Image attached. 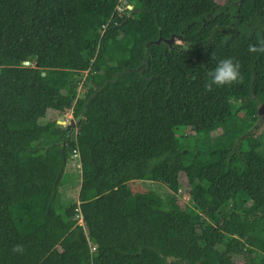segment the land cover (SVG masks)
Returning a JSON list of instances; mask_svg holds the SVG:
<instances>
[{"label": "trees", "instance_id": "obj_1", "mask_svg": "<svg viewBox=\"0 0 264 264\" xmlns=\"http://www.w3.org/2000/svg\"><path fill=\"white\" fill-rule=\"evenodd\" d=\"M226 57L242 79L206 90ZM261 102L264 0H0V264H264Z\"/></svg>", "mask_w": 264, "mask_h": 264}, {"label": "rangeland", "instance_id": "obj_2", "mask_svg": "<svg viewBox=\"0 0 264 264\" xmlns=\"http://www.w3.org/2000/svg\"><path fill=\"white\" fill-rule=\"evenodd\" d=\"M218 2H225V0H217ZM178 43V41H177ZM28 65L29 63H25ZM81 93L84 91V87H81L80 89ZM245 113L246 109L242 108L239 112V118L235 119L234 121L236 123H241L244 118H245ZM57 118L58 124L62 125L63 127H66V125L69 123V120L72 118V114H61L57 113L54 111H50L47 116L43 119H41L42 123L47 122L48 120H52ZM64 119L66 122H62L61 120ZM75 126L72 127L70 130L73 132L76 129V121L74 122ZM184 129H180V132H183ZM264 133V129L259 132V129H257V134L255 135L256 137H260ZM192 139H195V136H191ZM261 140H264V136L260 137ZM240 145L242 149H247L250 147H254V142L252 140H247L246 137L240 141ZM78 151V150H77ZM73 153L70 158L69 162L66 167V172L71 175L73 178V182H68L65 185H61L60 191L62 193V202L64 205L69 206L77 201L78 195H79V190L81 187V161L79 160L80 158V153L78 151L79 156L74 157ZM131 188L133 191L138 194V195H145L148 197L152 196H166L170 193L169 189L166 188L162 183L158 181H151V180H135L130 183ZM191 188L192 186L188 184V182L184 179L183 180V187L182 190L187 188ZM181 190V191H182ZM185 190V191H186ZM173 201L175 203H178L181 206H185L189 202V198L186 196L182 195H174ZM236 260L238 261V264H242V257H236Z\"/></svg>", "mask_w": 264, "mask_h": 264}, {"label": "clouds", "instance_id": "obj_3", "mask_svg": "<svg viewBox=\"0 0 264 264\" xmlns=\"http://www.w3.org/2000/svg\"><path fill=\"white\" fill-rule=\"evenodd\" d=\"M205 85L206 90L211 91L213 87H225L238 83L242 79L240 64L231 57L217 61L215 67L208 72ZM81 161V159H80ZM14 251H21L19 247Z\"/></svg>", "mask_w": 264, "mask_h": 264}, {"label": "water", "instance_id": "obj_4", "mask_svg": "<svg viewBox=\"0 0 264 264\" xmlns=\"http://www.w3.org/2000/svg\"><path fill=\"white\" fill-rule=\"evenodd\" d=\"M125 3H127V0H125ZM162 40H164L166 43H168L169 45H172L174 43V41H176L175 36H171L169 39H164L162 36H160L156 42H161ZM152 44V42H150L147 46H146V50H147V58L146 60H149L150 57V45ZM26 63H29V61H27ZM139 69V68H138ZM43 74H45V72H43ZM62 122H66L64 119L61 120ZM75 120L72 116V118L69 120V123L66 125L65 129H66V133L68 131H70L72 129V127L75 126ZM257 129H259V132H261L264 129V102L260 103L259 106V111H258V120L256 121V123L254 124L253 127H251L249 130L245 131L242 135H240L239 139L243 140L246 136L248 135H256L257 134Z\"/></svg>", "mask_w": 264, "mask_h": 264}, {"label": "built area", "instance_id": "obj_5", "mask_svg": "<svg viewBox=\"0 0 264 264\" xmlns=\"http://www.w3.org/2000/svg\"><path fill=\"white\" fill-rule=\"evenodd\" d=\"M128 7H129V8H132L131 5H128ZM119 9H122V6H119ZM74 153H75V154H74V157H75V156H79V155H78V151H77V149L74 150ZM79 160H80V158H79ZM80 166H81V164H80ZM91 248H92V250H96V247H95V246H92Z\"/></svg>", "mask_w": 264, "mask_h": 264}, {"label": "flooded vegetation", "instance_id": "obj_6", "mask_svg": "<svg viewBox=\"0 0 264 264\" xmlns=\"http://www.w3.org/2000/svg\"><path fill=\"white\" fill-rule=\"evenodd\" d=\"M228 2V0H225V2H219V4L225 5Z\"/></svg>", "mask_w": 264, "mask_h": 264}, {"label": "crops", "instance_id": "obj_7", "mask_svg": "<svg viewBox=\"0 0 264 264\" xmlns=\"http://www.w3.org/2000/svg\"><path fill=\"white\" fill-rule=\"evenodd\" d=\"M61 120V119H60Z\"/></svg>", "mask_w": 264, "mask_h": 264}]
</instances>
